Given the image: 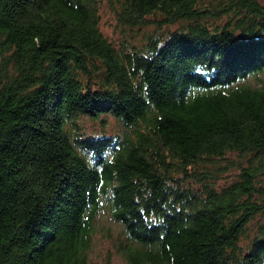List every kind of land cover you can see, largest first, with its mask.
Segmentation results:
<instances>
[{
  "label": "trees",
  "instance_id": "obj_1",
  "mask_svg": "<svg viewBox=\"0 0 264 264\" xmlns=\"http://www.w3.org/2000/svg\"><path fill=\"white\" fill-rule=\"evenodd\" d=\"M102 3L0 0V264H90L101 212L128 264H264V0H110L129 47Z\"/></svg>",
  "mask_w": 264,
  "mask_h": 264
},
{
  "label": "rangeland",
  "instance_id": "obj_2",
  "mask_svg": "<svg viewBox=\"0 0 264 264\" xmlns=\"http://www.w3.org/2000/svg\"><path fill=\"white\" fill-rule=\"evenodd\" d=\"M152 25L153 24L147 25L144 28L119 25L114 7L110 3V0H103L99 10V30L115 47H129L132 44L140 45L145 40L146 32ZM169 28L171 30L175 29L176 25L174 24ZM101 119H104L103 123ZM78 125L81 127L80 131L85 133L82 134L83 136H92L101 131L110 135L119 130L117 121L109 116H101L98 119H91L85 116L80 117ZM235 172H237V170L232 169L223 173L218 183H229L234 179ZM95 223L97 231L93 236L91 243L92 247L88 253L90 264H128L116 254L114 248L118 237V223L114 222L106 212H101L97 216Z\"/></svg>",
  "mask_w": 264,
  "mask_h": 264
}]
</instances>
